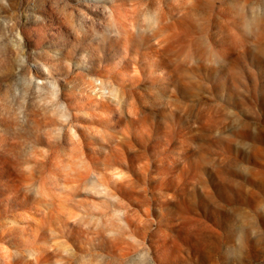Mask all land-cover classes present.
I'll return each instance as SVG.
<instances>
[{
  "label": "rangeland",
  "instance_id": "374dc122",
  "mask_svg": "<svg viewBox=\"0 0 264 264\" xmlns=\"http://www.w3.org/2000/svg\"><path fill=\"white\" fill-rule=\"evenodd\" d=\"M0 264H264V0H0Z\"/></svg>",
  "mask_w": 264,
  "mask_h": 264
}]
</instances>
